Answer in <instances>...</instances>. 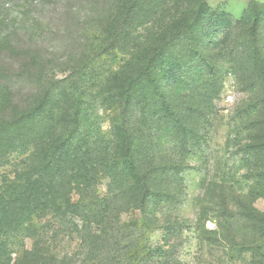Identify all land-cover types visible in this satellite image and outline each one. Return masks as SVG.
<instances>
[{
  "label": "rangeland",
  "instance_id": "1",
  "mask_svg": "<svg viewBox=\"0 0 264 264\" xmlns=\"http://www.w3.org/2000/svg\"><path fill=\"white\" fill-rule=\"evenodd\" d=\"M142 1L143 10L132 13L134 0H0V119L37 108L49 97L53 107H65L63 119L73 120V101L81 99L87 132L96 141L107 139L119 120L115 92L127 85L131 54L146 49L182 7L196 11L188 0ZM205 1V24L210 22L213 37L221 31L218 41L239 28L226 44L207 49L216 72L208 61L195 60L199 56H184L177 98L184 127L166 134L171 141L163 149H144L142 174L133 179L120 159L127 158L126 148L103 152L106 144L98 146L99 167L88 165L87 177L81 173L88 188L72 194L82 207L79 214L49 213L8 228L0 236L2 262L264 264V183L258 179L264 169L258 149L264 142L263 87L243 29L248 10L256 3L264 12V0ZM195 37L200 39L198 32ZM195 37H188L187 47ZM258 48L264 60V14ZM158 49L167 62L181 47ZM138 111H132L133 128L152 145L151 127ZM86 150L85 160L96 155L95 147ZM26 157L0 162V188L6 176L14 180ZM101 199L107 206L99 222L94 217L102 209L93 205ZM152 211H158L156 218Z\"/></svg>",
  "mask_w": 264,
  "mask_h": 264
},
{
  "label": "trees",
  "instance_id": "2",
  "mask_svg": "<svg viewBox=\"0 0 264 264\" xmlns=\"http://www.w3.org/2000/svg\"><path fill=\"white\" fill-rule=\"evenodd\" d=\"M194 1L188 0L189 5L194 3L196 10L194 13L182 7L169 21L170 26L165 27L141 53L131 54L132 56L127 60V85L118 87L115 92V96L119 97V100L115 101V106L120 111L119 120L112 134L107 139L103 137L104 141L98 137L96 141L87 132L88 119L85 116L88 112L86 103L84 104L81 99L73 101L75 105L70 111V119L73 120L63 119L65 107H53L49 97L43 99L37 108L25 111L16 117L0 119V162L16 163L11 160L12 156L27 154L24 161L16 166L21 169L14 180L6 176L2 181L0 236L8 228L16 229L26 222L49 213L58 217L79 214L81 205L72 201V194L75 188H88V180L84 179L81 173L84 171L87 177L88 165L94 167V170L99 167L103 158L100 157L98 146L106 144L107 150L103 152L126 148L127 158L120 157V159L123 160L133 179L142 174L144 155L141 154L144 149L152 146L154 149H163L166 143L171 141L164 139L168 138L166 134L170 136L179 126L184 127V116L179 111L177 100L182 94L184 78L180 72L184 70L186 62L184 56L192 59L199 56L195 60L202 64L208 61L209 68L216 72L213 60L209 61L205 56L207 49L218 48L221 43L226 44L239 28V25L231 28L230 32L218 41L217 36L221 31L216 32L213 37L211 29L208 28L210 22L205 24L209 15L206 1ZM142 2V0H134L132 13L143 10L146 3ZM263 14L264 12L258 11L254 3L243 19V29L248 33L251 42L253 55L250 60L254 73L257 74L263 87L260 94L264 107V60L258 48V28ZM190 15L195 16L191 21H189ZM196 32L200 39L195 37ZM189 36H194L196 41L191 39L195 45L187 47ZM206 40L210 41L201 46L200 42ZM177 45L181 49L174 58L171 56L166 62V56L159 57L162 54L159 53V47L175 49ZM134 108L139 110L142 121L151 127V133L148 134L152 137V145L146 143L147 137H137L139 130L133 128L131 121ZM184 131L186 132L187 128ZM94 147L96 155L92 159L85 160L86 148ZM258 149L264 155V142ZM32 150L35 152L29 155ZM34 164H38L35 169ZM50 170H52L51 174ZM258 179L264 183V169L259 172ZM106 206L104 199H101L98 205H93V208L102 209V212L95 214V220L99 219L100 222V219L105 218ZM143 212L148 216L144 209ZM152 212L156 218L155 214L158 211ZM99 222L96 224H100ZM260 227L264 236V213L261 215ZM6 254L7 252L4 251V256ZM0 264L11 263L2 262L0 255Z\"/></svg>",
  "mask_w": 264,
  "mask_h": 264
}]
</instances>
